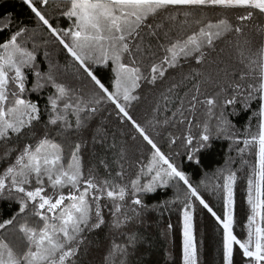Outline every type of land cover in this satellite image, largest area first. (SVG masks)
Here are the masks:
<instances>
[{
    "label": "snow or ice",
    "instance_id": "snow-or-ice-1",
    "mask_svg": "<svg viewBox=\"0 0 264 264\" xmlns=\"http://www.w3.org/2000/svg\"><path fill=\"white\" fill-rule=\"evenodd\" d=\"M23 3L51 40L35 43V31L29 35L26 26H19L7 38L0 39V199L12 200L18 206L14 215L0 221V264H78V253L87 233L103 227L120 230L137 221L144 212L158 206L146 204L144 197L162 189L176 188V200L181 201V183L186 189L180 208L182 264H199L194 201L222 229L223 264H234V246H238L245 264H264V24L255 27L261 37L255 51L251 39H237L233 45L242 69L229 71L228 67L219 66L223 60L210 59L219 42L231 34L244 35L247 22L254 16L264 18V0H23ZM50 5L58 10L59 16L71 20V25L55 26V18L43 10ZM216 8L244 11L235 17L233 24L226 15L210 19L205 9ZM9 27L5 25L0 32ZM50 43L69 54L73 78L87 80L91 85L88 93L58 80V74L69 68L53 63L47 50L42 53L47 70H41L44 61L38 60L40 49H47ZM223 51L219 49L220 53ZM193 63L198 67L193 68ZM208 64L216 65L215 76L202 71ZM185 66L189 69L187 73L177 71ZM98 70L111 73L107 84L97 75ZM170 70L176 75L170 77L169 86L160 93L152 109L153 119L148 121L154 132L157 126H185L186 134L182 136L168 133L170 147L182 140L187 158L192 160L194 153L208 146L213 119L218 136L243 143L238 152L258 147V167L253 168V175L247 180L251 214L247 216L244 240L238 239L233 231L236 172L225 174V169H221L223 183L213 186L222 188L224 193L222 215H218L174 163L172 155L162 151L146 128L134 119L131 109L133 102L141 98L138 90L145 84L155 87ZM29 76L35 78L31 87ZM207 85L212 87L211 93ZM49 86L53 91L47 93L43 106L39 96L36 100L31 98L32 93H41ZM253 103L258 106V111L253 112L257 132L251 134L249 126L246 130L249 134L241 141L228 115L238 114L237 104L241 105V111H251ZM105 104L112 106L121 123H128L134 130L130 137L133 142L137 135L142 139L150 158L147 163L143 159L129 162L126 150L121 147L113 161L119 171L113 174L106 158H102L99 163L105 176L100 177L95 164L85 169L82 140L70 144L66 153L65 144L57 138L66 140L70 134L87 130ZM170 104L174 106L171 115L159 119L170 110ZM228 106L233 111L226 115ZM199 108L204 109L203 121L196 115ZM193 127L200 129L198 134L193 133ZM100 135L98 127L92 137L94 143L102 142L97 141ZM125 163L136 169L134 177L125 179L129 176ZM20 216L25 219L16 225ZM30 220H35V224ZM14 225L19 234L15 241L7 238L8 229ZM135 242V235H129L125 244L113 240L105 264H127L128 249Z\"/></svg>",
    "mask_w": 264,
    "mask_h": 264
},
{
    "label": "trees",
    "instance_id": "trees-1",
    "mask_svg": "<svg viewBox=\"0 0 264 264\" xmlns=\"http://www.w3.org/2000/svg\"><path fill=\"white\" fill-rule=\"evenodd\" d=\"M43 10L50 18H55V26L65 28L72 23L66 17L59 16L58 10L53 5ZM243 11L242 9H205L210 19L216 20L226 15L233 24L236 23L235 17L241 15ZM9 16L11 17L10 20L8 19ZM259 24H264V18L254 16L251 21L247 22L244 35L237 37L235 34H231L225 40L219 42L217 52L213 53L210 59L223 60L224 63L219 66L221 68L228 67L229 71L233 68L236 70L242 69L243 65L238 63L237 53L233 45L237 39L240 41L246 38L251 39L252 49L255 51L261 41V37L255 30L256 25ZM5 25H10V27L0 32V39L7 38L19 26H26L29 29V35H31L33 30L35 31V43L41 44L42 39L51 40L50 34L34 16L28 6L23 3V0H0V28H4ZM40 30L41 32L39 33ZM29 46H31V42ZM221 48L224 49L223 53L219 52ZM45 50L51 53L53 63H58L62 68L67 65L69 68V71L58 74L57 78L59 81L66 82L74 88H82L85 93L91 90V85L87 80H76L73 78L71 57L67 52L61 51L60 46L56 44L50 43L47 49H40L38 60L44 61L40 65L42 71L47 70V61L44 60L42 55ZM192 67L196 68L198 66L193 63ZM98 68H102V66H98ZM177 71L187 73L189 69L185 66L182 70ZM202 71L215 76L216 65L208 64L202 68ZM97 75L107 84L111 73L98 70ZM173 75H176V73L170 70L166 74L165 79L158 82L155 87L145 84L138 90L141 98L138 102H133L131 109L134 119L146 128L161 147L162 151L172 155L174 163L188 175L190 182L198 188V191L218 215H222L224 193L222 188H214L213 186L223 183L222 175L220 174L221 169H225V174L227 171L236 172L237 180L234 185L235 223L233 231L238 239L244 240L247 235V216L251 214L250 205L247 203V180L253 175V168L258 167V157L256 155L258 147L250 146L245 152H238L237 149L244 147L243 143H234L233 140L218 136L215 131V119L210 122L212 131L210 141L207 142L208 146L194 153L192 160L187 158L186 150L182 146V140H177L176 144L170 147L167 142L168 133H172L173 136H182L186 134L185 126H165L164 128L157 126L154 132L148 121L153 119L154 114L152 109L156 105L160 93L169 86L170 77ZM34 79V77L29 76V87H31ZM177 79H179L178 76ZM205 87H207L209 93L212 92L210 85ZM52 91L53 89L49 86L43 89L41 93H32L31 98L36 100L39 96L40 104L43 106L47 93ZM235 108L238 114L228 115V119L234 126L233 131L236 133V136H239L242 141L249 134V132H246V130H249V126H251L249 130L251 134L257 132V118L253 115V112L258 111V106L256 103H253L251 111H241L240 104H237ZM169 109V111L160 115L159 119L162 120L165 116L171 115V110H174V106L170 104ZM203 111V108H199L196 113L201 121L204 119ZM232 111V106H228L225 109V114L227 115ZM250 117L251 119H249ZM98 127L101 128V135L97 136V141L102 142L94 143L92 137L95 129ZM192 131L194 134H198L200 129L193 127ZM157 132H160L161 135H156ZM134 134V130L131 129L128 123H121L115 116L112 106L105 104L101 106V112L97 114L96 119L89 125L87 130L70 134L66 140L59 137L57 139L59 142L65 144L66 153L70 144L74 143L77 139L82 140L84 146L81 149V154L85 169L95 164L98 175L104 177L105 170L99 163L100 159L106 158L113 174H115L116 171H119V167L113 161L116 159V154L121 147L126 150L129 162L143 159L147 163V160L150 158L148 147L138 135L137 139L133 142L130 137ZM113 144L115 148L110 147ZM141 153H143V158L141 157ZM229 158H231L230 162L226 163V161H229ZM125 168L129 172V176L125 179L134 177L136 169L129 168L128 163H125ZM253 179L255 180L254 176ZM202 181L203 184L201 183ZM185 190L181 183L179 191L181 201L184 198L183 193ZM176 195L177 189L169 187L158 191L156 194L145 196L144 200L146 204L158 206L144 212L137 221L129 223L120 230L103 227L87 233V240L78 253V264H105L104 258L111 247V242L115 240L119 244H125L127 243L129 235H135L136 242L134 246L128 249L127 264H182L180 215L182 203L176 200ZM165 201L168 203H163ZM194 205L195 235L199 264H223L222 229L218 227L214 218L199 205L198 201H194ZM17 210L18 206L14 201L0 199V221L10 218ZM24 219V216L18 217L16 225L22 223ZM29 222L35 224V220H30ZM169 224L172 225L170 229L168 227ZM14 229L15 225L8 229L7 238L9 240L15 241L19 235ZM234 248V264H245V259L242 257L238 246H234Z\"/></svg>",
    "mask_w": 264,
    "mask_h": 264
},
{
    "label": "rangeland",
    "instance_id": "rangeland-1",
    "mask_svg": "<svg viewBox=\"0 0 264 264\" xmlns=\"http://www.w3.org/2000/svg\"><path fill=\"white\" fill-rule=\"evenodd\" d=\"M41 32V30L39 31V33ZM255 193H254V191H253V195H254ZM257 220H259V218H257Z\"/></svg>",
    "mask_w": 264,
    "mask_h": 264
}]
</instances>
